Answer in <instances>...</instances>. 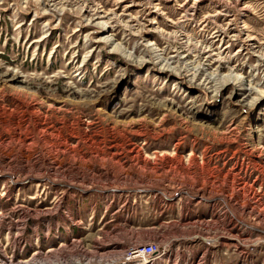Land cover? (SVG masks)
<instances>
[{
  "label": "rangeland",
  "instance_id": "1",
  "mask_svg": "<svg viewBox=\"0 0 264 264\" xmlns=\"http://www.w3.org/2000/svg\"><path fill=\"white\" fill-rule=\"evenodd\" d=\"M253 6L264 41V2ZM49 9L0 0V264H264L257 59L206 67L178 39L120 29L106 46L77 9ZM148 246L153 259L130 260Z\"/></svg>",
  "mask_w": 264,
  "mask_h": 264
},
{
  "label": "bare ground",
  "instance_id": "2",
  "mask_svg": "<svg viewBox=\"0 0 264 264\" xmlns=\"http://www.w3.org/2000/svg\"><path fill=\"white\" fill-rule=\"evenodd\" d=\"M22 1L26 5H31L38 0ZM41 1L50 8L49 10L60 12V14L69 8L77 9L86 22L85 26L93 28L96 34L102 35L98 42L106 46L114 44L115 35L119 29L133 36H139L142 32L145 36L158 34L175 41L178 39L180 53L184 55L182 58L185 61L191 59L192 54L197 52V55L206 61V67L216 63L222 70L221 68L227 67L226 65H229L236 56L245 54L256 58L259 67L264 68V41L248 25L249 16L255 12L253 5L257 1L264 2V0H186L183 3H179L178 0H117L120 7L124 5L121 12L103 10L99 0ZM170 3L174 4L180 12L178 19L168 18L163 11V4ZM206 3L211 9L202 15ZM135 10L143 11L144 15H134ZM159 19L165 21L174 32L160 31L157 26ZM187 27L195 28L198 34L210 37L220 42V45L214 49L213 43L205 39L194 41L189 36ZM115 49L119 51L123 48L117 44ZM172 58L175 59V57ZM239 71L241 68L233 67L229 70L228 78H235V81L240 79V76L235 74ZM9 79L17 80L18 78L13 76ZM241 83L242 86H246L243 90L255 91L251 82L245 83L241 79ZM134 254L138 255V250H135ZM19 264H31V262Z\"/></svg>",
  "mask_w": 264,
  "mask_h": 264
},
{
  "label": "built area",
  "instance_id": "3",
  "mask_svg": "<svg viewBox=\"0 0 264 264\" xmlns=\"http://www.w3.org/2000/svg\"><path fill=\"white\" fill-rule=\"evenodd\" d=\"M156 255H154V249H150V246L143 247V249H139V255H132V251L130 253V260L132 261L136 260H148L153 259Z\"/></svg>",
  "mask_w": 264,
  "mask_h": 264
}]
</instances>
